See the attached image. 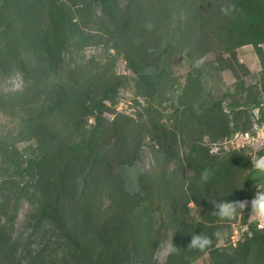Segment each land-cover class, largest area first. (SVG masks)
Listing matches in <instances>:
<instances>
[{"label":"trees","instance_id":"trees-1","mask_svg":"<svg viewBox=\"0 0 264 264\" xmlns=\"http://www.w3.org/2000/svg\"><path fill=\"white\" fill-rule=\"evenodd\" d=\"M121 2L0 0V70L15 69L23 81L0 96V111L20 114L17 138H0V264L25 257L27 264H137L150 259L164 231L176 250L163 264H191L206 252L207 264H264V227L233 243L229 230L217 245L229 219L214 215L211 202L248 197L251 158L264 156V146L209 147L251 128L247 110L264 104V0ZM81 41L102 43L106 60L94 68L67 62ZM248 44L260 88L243 94L249 69L236 50ZM113 49L124 51L151 97L134 116L115 108L127 78L114 69ZM209 53L235 76L234 90L220 97L203 79ZM175 56L188 63L183 82L171 70ZM176 89L181 105L158 108ZM144 144L152 155L145 171ZM19 198L33 206V234L46 237L33 251L2 221L12 224ZM196 233L211 243L189 247Z\"/></svg>","mask_w":264,"mask_h":264},{"label":"rangeland","instance_id":"rangeland-1","mask_svg":"<svg viewBox=\"0 0 264 264\" xmlns=\"http://www.w3.org/2000/svg\"><path fill=\"white\" fill-rule=\"evenodd\" d=\"M63 2V1H62ZM126 0H122L121 4L124 5ZM84 43L81 41L77 47H73L70 53V57L67 62L79 65H85L88 68H94L99 66L107 57V51L104 49L102 43H91L81 45ZM264 46V45H263ZM111 55H114V69L118 74L126 76L127 81L123 87L120 88L117 97L115 108L117 111L129 114L134 116L136 112H139V109L146 105V102L151 100V97L147 94L148 91L144 92V88H141L142 82L137 80L138 75L130 67V63L123 50L119 52L110 50ZM237 59H239L246 67L249 69V74L246 76L242 75V91L243 94L251 93L258 90V74L260 72V64L253 50V47L248 44L237 48ZM227 54L224 53V56ZM213 54L209 53L203 57L204 62V81L208 88L212 89L214 95L222 96L227 94L228 91H233V83L235 81V76L230 68L219 69L218 62L213 58ZM189 69L188 63L185 59L175 56V59L172 62V71L174 75L178 77L179 82H183L186 78V72ZM241 72V71H240ZM21 75L17 70L10 69L6 72L0 70V96H7L18 91L22 87ZM146 87V86H145ZM170 88V87H169ZM168 88V89H169ZM142 89V91H141ZM175 97V98H174ZM226 102L231 99V96L227 95ZM162 103L157 105L158 108L162 109H171L173 106L181 105V100L179 97L178 89L172 94L168 92V95L163 96ZM175 100H174V99ZM148 100V101H147ZM156 102V101H153ZM248 119L252 123L251 128L246 131H249L253 136L252 139L246 143L242 139H233L235 132L229 138L223 139L218 143L211 144V149L217 151V149H222L225 151V146L229 149L244 148L245 150H250L252 153L264 146V104L261 107L249 108L247 110ZM169 115V113H168ZM108 118H112L111 114L106 113ZM241 116H245L241 114ZM19 121L20 114L9 115L0 111V138L6 139L8 141L15 140L17 138V133L19 132ZM209 138L204 136L203 142L208 143ZM244 144V145H242ZM18 146L21 150L29 149V144L25 141H19ZM139 167L141 170L145 171L150 167L152 155L150 149L147 145H142L139 152ZM2 177H0L1 183ZM264 185V173H258L256 170L252 175V181L248 186V197L242 201H246L243 209L239 208L237 205L238 212L228 220L225 224V229L223 230L222 237L225 236L229 230L231 231L230 242L233 243L238 238H242L244 231L250 230H261L259 221L251 214V200L254 198L257 191H259L258 186ZM5 198L4 194L0 191V202ZM13 200L18 199L14 196ZM13 204L10 205L8 216H11L13 213ZM16 212L14 220L11 222L5 218H2V221L6 222L7 231L11 233V239L18 240L21 244L20 247L30 248L32 251L37 247L42 240H46L45 236H42L40 232L33 234L32 225L30 224L29 212L33 210V206L27 200L19 198L16 202ZM170 232L164 231L160 238V241L151 251L150 259L142 262L137 261V264H163L165 261L166 255L170 248ZM225 237L218 241L217 245L222 244ZM29 257L26 259L22 258V261L18 264H27ZM208 254L207 252L195 259L191 264H207Z\"/></svg>","mask_w":264,"mask_h":264},{"label":"clouds","instance_id":"clouds-1","mask_svg":"<svg viewBox=\"0 0 264 264\" xmlns=\"http://www.w3.org/2000/svg\"><path fill=\"white\" fill-rule=\"evenodd\" d=\"M199 63V62H197ZM244 132V131H243ZM225 151H230V149L225 146ZM252 168L258 173H264V156H256L251 158ZM201 178L204 180L208 179V172L205 170L201 174ZM259 191L256 192L254 198L251 200V214L259 221L261 227H264V185L258 186ZM211 202L214 204V215L220 217L221 219H231L237 212V205L239 208L243 209L246 201H233L227 199H213ZM219 235V234H217ZM211 243L210 238L206 235H201L200 233L192 234L191 240L188 244L189 247L193 249H204ZM175 248H170V252H174Z\"/></svg>","mask_w":264,"mask_h":264},{"label":"built area","instance_id":"built-area-1","mask_svg":"<svg viewBox=\"0 0 264 264\" xmlns=\"http://www.w3.org/2000/svg\"><path fill=\"white\" fill-rule=\"evenodd\" d=\"M264 134V133H263ZM253 136L251 135V133L249 131H244V132H237L235 133V135L233 136V139L237 140V139H242L245 140L246 143L249 142L250 139H252ZM244 145V144H242Z\"/></svg>","mask_w":264,"mask_h":264},{"label":"crops","instance_id":"crops-1","mask_svg":"<svg viewBox=\"0 0 264 264\" xmlns=\"http://www.w3.org/2000/svg\"><path fill=\"white\" fill-rule=\"evenodd\" d=\"M263 49H264V46H263Z\"/></svg>","mask_w":264,"mask_h":264}]
</instances>
